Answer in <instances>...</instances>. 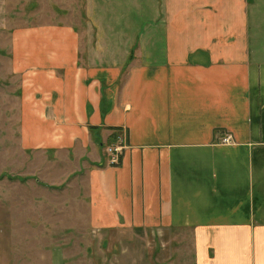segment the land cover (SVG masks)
<instances>
[{"label":"crops","instance_id":"0c3cea01","mask_svg":"<svg viewBox=\"0 0 264 264\" xmlns=\"http://www.w3.org/2000/svg\"><path fill=\"white\" fill-rule=\"evenodd\" d=\"M86 17L13 33L25 145L84 154L100 233L190 232L194 264H264V0H87Z\"/></svg>","mask_w":264,"mask_h":264},{"label":"rangeland","instance_id":"374dc122","mask_svg":"<svg viewBox=\"0 0 264 264\" xmlns=\"http://www.w3.org/2000/svg\"><path fill=\"white\" fill-rule=\"evenodd\" d=\"M86 6L87 0H0V264H137L134 253L142 258V250L152 264H194L190 232L165 233L143 248L131 231L95 230L84 154L25 145L27 72L14 68L13 33L63 23L83 30ZM94 136L102 139L100 128Z\"/></svg>","mask_w":264,"mask_h":264},{"label":"built area","instance_id":"2783aa9c","mask_svg":"<svg viewBox=\"0 0 264 264\" xmlns=\"http://www.w3.org/2000/svg\"><path fill=\"white\" fill-rule=\"evenodd\" d=\"M233 141V136L231 134H227L222 142L223 143H231ZM106 151L109 154V163L110 165H118L121 161V156L124 151V144H114L106 147Z\"/></svg>","mask_w":264,"mask_h":264}]
</instances>
